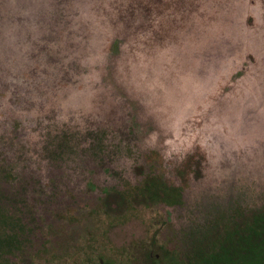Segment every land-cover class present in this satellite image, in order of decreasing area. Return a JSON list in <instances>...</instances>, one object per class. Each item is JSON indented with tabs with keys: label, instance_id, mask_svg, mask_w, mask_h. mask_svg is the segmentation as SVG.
<instances>
[{
	"label": "rangeland",
	"instance_id": "obj_1",
	"mask_svg": "<svg viewBox=\"0 0 264 264\" xmlns=\"http://www.w3.org/2000/svg\"><path fill=\"white\" fill-rule=\"evenodd\" d=\"M117 1L0 0V264H264V0Z\"/></svg>",
	"mask_w": 264,
	"mask_h": 264
},
{
	"label": "trees",
	"instance_id": "obj_2",
	"mask_svg": "<svg viewBox=\"0 0 264 264\" xmlns=\"http://www.w3.org/2000/svg\"><path fill=\"white\" fill-rule=\"evenodd\" d=\"M116 4H118L119 6H121V7L118 6L119 10H121V11H119L118 9L116 11L120 12L119 14H120V18L122 20L127 19L126 14L127 15L129 14V16H131L132 15V12H135L132 9V8L135 7L133 5V0H119V1H117ZM124 17H125V19H124ZM108 19L111 21V24L113 26H115L114 20L117 21V17L112 16V17H108ZM56 111H57V109H56ZM61 113H63L62 110H61ZM35 140H38V139H35ZM1 153L2 152L0 151V155H1ZM2 168H4V166L2 165V162H1V159H0V175H2L1 174ZM0 179H2V178H0ZM218 258L219 257H217V256H215L214 258H212V257L210 258L209 255H207L206 264H223L224 263V260H222L220 262V260ZM226 259L227 260H226L225 264H231V261H232V264H235V263H237V260H238V259L233 258V257H228Z\"/></svg>",
	"mask_w": 264,
	"mask_h": 264
},
{
	"label": "flooded vegetation",
	"instance_id": "obj_3",
	"mask_svg": "<svg viewBox=\"0 0 264 264\" xmlns=\"http://www.w3.org/2000/svg\"><path fill=\"white\" fill-rule=\"evenodd\" d=\"M99 263H100V264H109V263H107V262H104L103 260H99Z\"/></svg>",
	"mask_w": 264,
	"mask_h": 264
}]
</instances>
